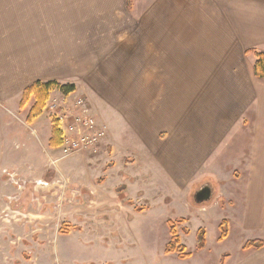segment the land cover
Returning a JSON list of instances; mask_svg holds the SVG:
<instances>
[{
	"label": "crops",
	"instance_id": "crops-1",
	"mask_svg": "<svg viewBox=\"0 0 264 264\" xmlns=\"http://www.w3.org/2000/svg\"><path fill=\"white\" fill-rule=\"evenodd\" d=\"M132 20L141 23L142 33L150 29V34L147 35H150L153 44L151 63H166L167 75L163 79L166 85H162L161 97L158 93H150L151 99L160 98L163 104L157 103L153 110L151 107L144 110L139 107L140 111H137V104L131 103L130 98L124 100L121 98V95L125 94L122 88L126 91V96L132 97L134 94L137 96L135 90L137 91L138 86L140 88L139 82L142 77H137L136 88L134 86L129 89L124 86L117 87L118 94L115 97H103L100 91L91 90V86L87 90L79 91L80 93L75 87L72 95L78 93L89 100L95 116L101 118L108 128L106 142L111 147L117 144L120 137H130L128 128L130 129L134 124L138 125V131L136 130L135 135L130 138L135 140V150L132 144L127 145L126 155L134 151L144 171L139 167L137 179L133 180L130 178L135 168L132 159L125 160L129 162L127 164L131 163L126 166L124 162L116 161V159L107 163H98L106 154L104 147L97 155L74 152V155L84 153L88 156L69 157L77 158V168H83V173L80 170L74 171V174L80 176L76 183L69 179L65 181L61 190L62 195L66 193V187L72 184L74 191L68 199L71 206H79L74 204L79 199H84L91 204L96 202L95 206L99 204L93 209L95 212L93 224L103 223L105 227L107 226L104 223V215L101 219L98 218L101 212H104L108 220L113 221L117 218L118 221H122L121 223L128 224L133 220L127 219V213L123 209L134 205L133 202L137 197L141 200L151 198L144 189L146 187L144 176L150 175L153 177L151 179L153 182L160 183L161 179L156 178L154 173V168L159 167L163 172L162 178L166 180L165 184L169 183L174 188L172 195L178 207H181L184 198L199 186H196L198 182L203 183L206 177H211L216 183V193L214 194V190L209 185H205L211 189L213 197L216 194L217 197L209 207H199L200 211L209 213L219 208L223 213L219 223L226 221L229 224L226 210L234 209L232 206L235 205L246 213L247 219L252 218L250 221L263 220L264 79L254 76L255 56L252 52L246 51L249 49L264 51V0H0V37L15 39L12 43L10 40L0 39V83L11 86L7 90L15 89L16 96L12 97L19 105L22 90L27 85L37 80L63 78L64 63H42L40 52L47 46L46 41L44 44L37 42L36 45H31L30 49L38 52L32 59L35 63H27V61L24 63L23 57L28 50L23 49L20 52L23 45L20 37L103 36L109 37L110 40L111 37H121L120 42L123 43L122 37L129 34L128 30L131 27L129 23H132ZM183 36L188 37V41L186 40L181 47L180 42ZM138 41L140 43V38ZM5 42L10 45L9 50L3 48ZM112 43L110 41L109 50ZM9 53L14 54L9 56ZM144 58L145 56L143 60ZM76 68L77 65H73L74 75L80 70L76 72L74 70ZM101 72L103 73L102 70ZM87 76L91 81V71L87 73ZM127 77L130 79L131 74ZM120 78L122 82L126 81L122 73ZM141 87L142 90L145 89L142 85ZM150 91L153 92V89ZM137 93L139 96L140 92ZM8 97L10 96H3L1 99ZM97 101H104L113 109L111 112L115 114V119L119 122L118 133L116 132L115 136L111 131L113 123L106 122L104 117L106 111L97 104ZM31 124L32 122H26L27 126ZM231 129H235L234 140L227 134ZM35 130L33 133L37 134L38 130ZM162 131L167 133L166 141L163 142L160 137ZM118 134L121 136L114 139ZM15 145H18V142ZM46 146L50 150L56 149L50 147L48 143ZM103 152L104 154L100 155ZM38 153L34 152L35 155L33 152L31 155L27 153L29 164L33 167L24 172L28 175L31 171L28 177L32 182L35 179H43V172H40L38 168L45 160L36 158ZM33 158L36 160H32ZM67 159L68 156L53 161L55 166L53 170L61 175L65 166H70L67 161L63 163ZM22 165H24L23 162L12 167L0 166V186L5 185L15 189V191L10 189L8 196L11 194L19 196L23 194V191L14 187L12 183L3 181V173L10 168H16L18 171L20 167L23 168ZM146 165L151 168V171ZM96 167L101 175L95 176L96 174L93 173ZM113 172L120 175L119 181L122 182L111 186L110 190L108 181ZM100 177L102 180L98 181ZM59 178L60 176L56 175L48 184L50 185L48 188L57 187L61 182ZM138 179L143 181L139 180L138 183ZM123 180H127L129 184H123ZM132 186L136 187L135 199L126 196ZM95 190L100 191L103 197H96ZM139 191L143 192L142 196H138ZM122 192L123 194L119 197L128 198V204H126L128 206L124 207L120 203L112 208L110 194ZM0 199L3 200L1 196ZM109 199L111 200L106 203ZM98 200H102V203H98ZM136 207L134 206L133 210L137 214L151 209L149 206L137 211ZM34 212V216H37L38 212L40 214V211ZM179 217L184 218L185 214L176 218ZM208 217H210L209 214L205 218ZM250 221H245V225H250ZM93 226L91 225L92 239L96 240L107 235V232H102L103 228H101L96 236ZM58 234L63 232L58 230ZM108 241L107 244L112 242L111 239ZM102 246L108 248L106 245ZM261 250L264 252V246L252 251L260 252ZM225 261L223 264H226ZM231 264H245V262L234 261Z\"/></svg>",
	"mask_w": 264,
	"mask_h": 264
},
{
	"label": "rangeland",
	"instance_id": "rangeland-1",
	"mask_svg": "<svg viewBox=\"0 0 264 264\" xmlns=\"http://www.w3.org/2000/svg\"><path fill=\"white\" fill-rule=\"evenodd\" d=\"M140 24L139 21L135 22L133 20L132 23H129V26H131L128 30L129 34L122 37L123 43L120 42L121 37H111L110 40L109 37L103 36H23L20 37L23 41L20 52L27 49L28 53H23L25 54L23 62L35 63L32 59L38 52L31 50L30 46L36 45L37 42L44 44L46 41L47 46L40 52V58L43 59L42 63H64L63 78H51V80H56L61 84H73L78 93L87 90V88L89 89L91 86V90L100 91L103 97H115L118 94L117 87L122 88L121 86H124L129 89L134 86L136 88L138 86L136 83L138 82L137 77H142L139 82L140 88L138 86L137 91L135 90L137 96L135 94L132 97L126 96V91L122 88L125 94L121 95V98L123 100L130 98L131 103L137 104V111H140V108L144 110V108L149 107L153 110L157 103L163 104V100L160 98L151 99L150 93H158L161 97L162 85H166L163 80L167 75L166 63H151L153 44L150 35H147L150 34V29L142 33ZM138 38H140V43ZM0 39L10 40L11 43L15 40L14 37H0ZM186 40L188 41V37H181V47H183ZM110 41L113 43L110 45L109 50ZM3 48L9 50L10 45L5 42ZM13 54L9 53L8 55L13 56ZM73 65H77V68L74 69L76 72L80 69L76 75L73 74ZM44 70L46 71V69ZM47 70L49 71V68ZM89 71H91V81L87 76ZM120 73L124 75L126 81H121ZM129 74H131L130 79L127 77ZM141 85L145 88L144 90H142ZM9 87L11 86L0 83V166L12 167L24 163L23 168L20 167L18 171L16 168H10L3 173V181H8L9 184L12 183L17 189H22L23 194L8 196L7 194L10 193L9 190L12 188L5 185L0 186V196L3 198V200L0 199V264H223L224 260H226V264H231L234 261L245 262V264H264V252L262 250L260 252L263 253L260 254V252H253V248L243 249V245L247 240L264 239V219L250 221L252 218L247 219L246 213H243L238 206L234 205L232 206L234 209L226 210V216L229 219V224H227L228 235L224 239H219V219L223 214L221 209L216 208L209 213L199 210L201 206L209 207L217 197V194L214 197L212 195L211 198L201 202H197L195 199L194 194L198 191V188L205 184L214 190V194L216 193V183L211 177H206L203 183L198 182L196 186H199L188 197L184 198L181 207H178V203L172 195L173 186L169 183L168 185L165 184L166 180L161 176L163 175L162 169L156 167L154 173L156 178L161 179L160 183L153 182L151 180L153 177L150 175L144 176L146 185L144 189L152 199L141 200L139 197L136 198L135 186H132L126 194L127 197L136 198L135 201L133 200L134 205L132 206L126 205L128 204V198L125 196L119 197L123 192L110 194L112 208L120 203L124 207L128 206L123 211L127 213V219L133 220V222L125 224L121 223V220V222L118 221L117 218L113 221L112 219L108 220L104 212H101L98 218L101 219L104 215V223L107 226L105 227L103 223L93 224L95 222L93 209L96 202L91 204L84 199H79L74 203L75 205L79 204V206H71L68 199L71 198L74 191L72 184L66 187V193L63 195L61 193L67 179L76 183L80 175L74 174V171L79 172L80 170L83 173V168H77V158L69 157L75 155L79 157L81 155L88 156V154L76 153L74 155V153H71L64 155L58 147L50 150L46 146L51 135L52 121L55 120V116L47 108L45 109V106L51 98L60 102V99L64 96L63 93L57 89L50 91L42 114L39 116L40 118L34 119L32 124L27 126L25 118L33 99L24 107H19L16 104V99L12 97L16 96L15 89L7 90ZM111 87L114 88L111 89ZM151 89H153V92L150 91ZM137 92H140L139 96ZM78 93L73 94V96L81 95ZM143 93L144 96L142 97ZM3 96L10 97L1 99ZM104 100L106 102L105 98ZM105 102L97 101V104L105 109L106 122L113 123L111 131L115 136V133H118L119 122L115 119V114L111 112L113 109ZM97 120L103 123L101 118L98 117ZM31 126L32 129H30ZM137 127L138 125L134 124L130 129L128 128L130 137H120V140L116 142L117 144L112 147L105 141L103 147L106 154L103 155L105 151L101 153L100 155L103 156L98 161V163H107V161H115L116 159V161L121 160L124 162V166H126L131 165V163L127 164L129 162L125 160L132 159L135 168L132 170L133 176H130V178L133 180L137 179V171L139 167L142 169V164L134 151H131L132 154L130 155H126V152L127 145L131 144L135 150V140L130 138L135 135ZM35 129L38 130L37 134L33 133ZM234 131L235 129H231L227 132L231 139L235 137ZM242 135L244 136V133ZM119 136L121 135L118 134L114 139H118ZM160 137L162 142L166 141L167 133L162 131ZM17 142L18 145H15ZM47 151L48 153H46ZM26 152L29 155L32 152L33 155H35L34 152H39L36 158L40 157L41 160H45L38 168L40 172H43V179H35L32 182L31 178L28 177L31 171L28 175L25 174L24 170H30L33 167L29 164V157ZM128 152L131 153L129 149ZM91 155L97 154L91 153ZM67 156L68 159L64 160L63 163L67 161L70 166H65L64 171L61 172L62 177L59 172L53 170V167H55L53 161ZM32 160L36 159L33 158ZM147 169L151 171V168L147 167ZM142 171L144 170L142 169ZM93 173L96 174L95 176L100 174L97 167L93 169ZM56 175L60 176L59 180L62 183L59 182V185L55 186L57 188L55 191L54 187L48 188L50 186L48 184ZM16 177L18 179H15ZM71 177L72 180H70ZM119 178L120 175L113 172L108 181L110 190L112 189L111 186L113 187L122 182L119 181ZM139 180L141 179H138V183ZM138 183L136 185L140 186ZM123 184L128 185L129 182L123 180ZM37 186L39 187L37 188ZM44 187L47 188L44 189ZM11 191H15V189ZM142 194V191L138 192V196H142ZM95 196L103 197L98 190H95ZM105 199L107 198L105 197ZM110 200H107L106 203ZM98 201V203H102V200ZM38 202L40 203L38 204ZM135 202L137 203L135 204ZM98 205L95 207L97 208ZM21 206L24 207L21 208ZM134 206L145 208L151 206V209L148 212L143 211L141 214H137L133 210ZM34 211H40V214L39 212L37 214L39 217L34 216ZM183 214H185L184 219L187 223L180 224L176 222V217ZM208 214L210 217L206 219L205 217ZM168 220L176 222V232L181 243L191 254L189 258L183 260L179 259L176 253L166 254L164 252L165 245L170 238ZM245 221H250V225H245ZM91 225H94L93 229L96 236L101 228H103L102 232H107V235L96 240L92 239ZM109 227L110 230H113H108ZM184 227L188 229L187 233H184ZM200 227L206 230V247L203 250H197L195 242L196 231ZM60 228L63 229V234H58ZM114 228L117 229L114 230ZM118 232H120L119 235ZM108 234L109 237H107ZM109 239L114 240L107 244L106 242H109ZM102 245H106L108 248ZM232 251L234 252L229 259Z\"/></svg>",
	"mask_w": 264,
	"mask_h": 264
},
{
	"label": "trees",
	"instance_id": "trees-1",
	"mask_svg": "<svg viewBox=\"0 0 264 264\" xmlns=\"http://www.w3.org/2000/svg\"><path fill=\"white\" fill-rule=\"evenodd\" d=\"M247 53L252 52L255 56V61L253 64V74L255 77L264 79V51H258L254 49H249ZM57 89L60 90L63 94L72 93L75 90V85L73 84H61L56 80L48 81H34L31 84L27 85L21 93V99L19 102V107H24L31 99H33L32 105L29 107L25 121L31 123L34 119L38 118L43 111L46 100L48 99L50 91ZM60 135L61 132L58 129L57 122L52 121L51 135L48 140L50 147H58L60 144ZM102 177L98 179L101 181ZM119 190V189H118ZM142 207H136L137 211L142 210ZM176 222L183 223L185 222L184 218H176ZM176 222L168 220L167 224L169 227V241L165 245L164 252L166 254L176 253L178 258L184 259L190 256V253L187 251L186 247L181 243L180 237L176 232ZM220 234L219 239L225 238L227 235V223L222 221L219 225ZM187 228L184 227L183 231L187 233ZM59 232H63V229L60 228ZM205 229L200 227L196 231V248L203 249L205 248ZM264 246V239H250L247 240L243 249H259Z\"/></svg>",
	"mask_w": 264,
	"mask_h": 264
},
{
	"label": "built area",
	"instance_id": "built-area-1",
	"mask_svg": "<svg viewBox=\"0 0 264 264\" xmlns=\"http://www.w3.org/2000/svg\"><path fill=\"white\" fill-rule=\"evenodd\" d=\"M63 95L60 102L51 98L46 105L47 110L54 114L61 132V152L64 155L99 153L106 141L107 126L97 120L86 97Z\"/></svg>",
	"mask_w": 264,
	"mask_h": 264
},
{
	"label": "water",
	"instance_id": "water-1",
	"mask_svg": "<svg viewBox=\"0 0 264 264\" xmlns=\"http://www.w3.org/2000/svg\"><path fill=\"white\" fill-rule=\"evenodd\" d=\"M194 195L196 201L201 202L203 200L211 198L212 191L207 185H203Z\"/></svg>",
	"mask_w": 264,
	"mask_h": 264
},
{
	"label": "flooded vegetation",
	"instance_id": "flooded-vegetation-1",
	"mask_svg": "<svg viewBox=\"0 0 264 264\" xmlns=\"http://www.w3.org/2000/svg\"><path fill=\"white\" fill-rule=\"evenodd\" d=\"M58 148L60 149V147L58 146ZM60 152H61V150H60ZM62 153V152H61ZM176 220V219H175ZM182 224V223H181ZM185 233V232H184Z\"/></svg>",
	"mask_w": 264,
	"mask_h": 264
},
{
	"label": "bare ground",
	"instance_id": "bare-ground-1",
	"mask_svg": "<svg viewBox=\"0 0 264 264\" xmlns=\"http://www.w3.org/2000/svg\"><path fill=\"white\" fill-rule=\"evenodd\" d=\"M92 154H95V153H92Z\"/></svg>",
	"mask_w": 264,
	"mask_h": 264
}]
</instances>
